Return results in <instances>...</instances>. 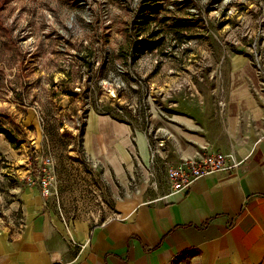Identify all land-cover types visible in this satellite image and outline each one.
Returning <instances> with one entry per match:
<instances>
[{
    "label": "rangeland",
    "instance_id": "rangeland-1",
    "mask_svg": "<svg viewBox=\"0 0 264 264\" xmlns=\"http://www.w3.org/2000/svg\"><path fill=\"white\" fill-rule=\"evenodd\" d=\"M141 2L9 0L1 10L10 31L0 32V124L7 129L0 132V226H19L21 207L36 194L63 221L96 224L121 214L122 202L132 205L165 190L168 167L157 150L164 141L153 139L150 126L163 109V100L153 98L156 79L199 67L219 83L223 68L214 63L241 50L264 88V0H164L148 22L137 17ZM173 18L187 21L177 33L167 28ZM140 39L160 42L135 53ZM91 109L146 132L156 145L147 171L136 167L124 178L93 164L82 146ZM47 156L56 195L43 197L26 177Z\"/></svg>",
    "mask_w": 264,
    "mask_h": 264
},
{
    "label": "crops",
    "instance_id": "crops-1",
    "mask_svg": "<svg viewBox=\"0 0 264 264\" xmlns=\"http://www.w3.org/2000/svg\"><path fill=\"white\" fill-rule=\"evenodd\" d=\"M214 68H223L219 83L199 67L151 83L163 100L152 137L164 141L157 150L167 170L212 152L236 166L181 190L166 177L155 198L122 202L121 214L96 224L63 221L36 194L19 226H0V264H264V88L245 51ZM148 138L108 112L86 114V156L120 177L147 171Z\"/></svg>",
    "mask_w": 264,
    "mask_h": 264
},
{
    "label": "built area",
    "instance_id": "built-area-1",
    "mask_svg": "<svg viewBox=\"0 0 264 264\" xmlns=\"http://www.w3.org/2000/svg\"><path fill=\"white\" fill-rule=\"evenodd\" d=\"M257 66L259 67L258 61ZM261 75L263 79L262 83L264 84V69H261ZM217 102L223 108V100L220 98ZM158 145L160 147L164 146L161 141H159ZM149 152L153 158L156 152V145L152 146L150 142ZM227 157V154L221 152L208 153L198 160H188L177 166L170 167L166 171V177L169 179L173 190H181L187 188L195 179L201 176L227 170L238 164L237 162L227 164ZM37 164L33 173L28 174L26 177L27 186L38 187L43 197L56 195V177L53 174V161L51 157H43L41 164Z\"/></svg>",
    "mask_w": 264,
    "mask_h": 264
},
{
    "label": "trees",
    "instance_id": "trees-1",
    "mask_svg": "<svg viewBox=\"0 0 264 264\" xmlns=\"http://www.w3.org/2000/svg\"><path fill=\"white\" fill-rule=\"evenodd\" d=\"M8 1L9 0H1L0 1V32L3 31L4 33L7 31H10V30L6 29L4 27V24H3L2 19H1V10L4 8L5 4ZM162 1H164V0H142L140 7L138 8V11H137V17L143 18L144 21H142V22H148L147 20H149V21L154 20L155 16L162 9V5H161ZM160 21L163 23L166 22V17H161ZM186 22L187 21L182 19V18L181 19L180 18H176V19L173 18L170 25H167V28L169 30H171L172 32L177 33V31H178L177 28L186 25ZM159 42H160L159 40L151 41L149 39H140V41L138 43H134L133 47L136 48L135 53H137L139 46H142L143 50L152 51V50L157 48V45L159 44ZM3 68H4L3 66H0V70L3 71ZM0 132L7 133V129H4L1 126V124H0Z\"/></svg>",
    "mask_w": 264,
    "mask_h": 264
}]
</instances>
